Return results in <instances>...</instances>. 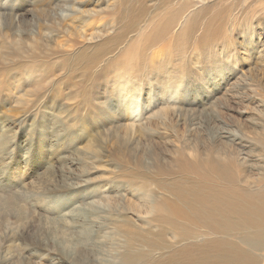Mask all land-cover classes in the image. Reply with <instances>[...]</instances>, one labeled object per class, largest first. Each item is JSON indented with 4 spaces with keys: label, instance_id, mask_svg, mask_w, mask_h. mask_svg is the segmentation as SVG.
Returning a JSON list of instances; mask_svg holds the SVG:
<instances>
[{
    "label": "rangeland",
    "instance_id": "rangeland-1",
    "mask_svg": "<svg viewBox=\"0 0 264 264\" xmlns=\"http://www.w3.org/2000/svg\"><path fill=\"white\" fill-rule=\"evenodd\" d=\"M191 2L194 8L205 6V0ZM206 2L211 7L202 24L218 8L229 10L221 23H213L222 25L216 40L201 41V24L193 32L179 28L176 42L163 38L155 64L167 71L150 74L144 71L148 61L138 63L142 75L129 82L141 83L139 102L145 107L126 113L118 104L121 90L108 94L104 70L89 99L108 95L109 101L102 109L94 104L92 112L87 104L76 106L66 95L78 92L87 80L75 73L68 81L58 66L53 79L45 78L50 63L38 61L31 46L48 50L41 42L46 34L47 53L57 52L50 61L60 59L65 49L75 50L68 47L73 41L88 44L89 34L107 21L100 18L105 14L88 20L71 16L62 20L63 26H53L36 10V0H0V264H118L113 220L128 205L131 190L114 182L126 164L132 162L133 168L141 160L151 166L156 157L170 165L180 145L199 147L212 137L226 142L223 132L241 134L238 148L253 146L263 134L264 0ZM94 19L99 23L92 29ZM64 26L70 29L63 31ZM38 30L42 37L35 44ZM138 44L132 48L136 59ZM171 52L179 64L175 72ZM119 56L117 65L124 54ZM113 71L108 72L124 74V69ZM151 82L165 92L150 94ZM129 86L127 93L135 89L134 83ZM173 90L179 91L177 106L166 100V92Z\"/></svg>",
    "mask_w": 264,
    "mask_h": 264
},
{
    "label": "bare ground",
    "instance_id": "bare-ground-1",
    "mask_svg": "<svg viewBox=\"0 0 264 264\" xmlns=\"http://www.w3.org/2000/svg\"><path fill=\"white\" fill-rule=\"evenodd\" d=\"M36 2L39 3L36 10L41 16L45 13L53 26H63L62 20L71 16L87 17L88 20L105 14L100 18L107 21L89 34V43L73 41L68 47L76 46L75 50L66 53L68 50L65 49L60 59L50 61V57L57 52L47 53L50 48L47 47L46 34H43L45 37L41 42H46L44 46L48 50L39 49L37 52L36 46L31 45L38 61L50 63L44 72L45 78L53 75V79L55 72L52 73V70L58 66V72L68 77V81L75 73H80L82 82L87 80L78 92L66 97L72 98L76 106L79 103L88 105L87 108L92 106L90 112L95 108L94 104L102 109L109 101L108 95L103 99H89L90 90L98 83L95 79L103 70L110 81L108 94L114 88L121 90L118 104L124 107L126 113L128 108L133 113L139 107H145L139 102L141 83L138 80H133L135 89L127 93L129 84L133 85L130 79L143 72L138 70V63L148 61L144 71L150 74L165 73L167 70L155 64L159 59L155 52L160 50L158 47L163 38L167 36L170 43L176 42L179 28L180 31L185 28L193 32L201 24L204 28L201 41L214 42L221 33L222 25L213 27V23H221L220 19L229 11L227 7H220L210 13V18L202 24V16L211 7L206 0L205 6L199 9L192 7L191 0ZM2 15L0 13V17ZM90 22L92 29L94 24L99 23L95 19ZM69 29L65 27L63 31ZM41 31L34 34L35 44L42 37ZM20 36L15 35L16 39ZM135 41H139L137 59L132 53ZM122 54L124 58L117 65ZM170 56L175 72L179 67L177 59H174L176 53L171 52ZM112 68L113 72L124 69V74H110L108 71ZM112 77L118 78L110 80ZM151 84L153 86H148L150 94L163 90L155 83ZM58 87L61 88L60 85ZM80 92L87 99L77 100ZM178 94L177 90L167 91V102L172 106L179 105L175 98ZM223 133H226V142L218 143V139L212 137V142L202 141L199 147L180 145L170 165L156 157L151 166L144 165L141 160H136L133 168L130 165L132 162L125 165L127 169L117 175V182H114L118 186L127 185L131 190L128 205L122 208L121 216L113 220V231L119 242V249L115 250L118 264H264V131L253 146L246 143L239 148L236 143L241 141L240 133ZM256 150L259 152H254Z\"/></svg>",
    "mask_w": 264,
    "mask_h": 264
}]
</instances>
